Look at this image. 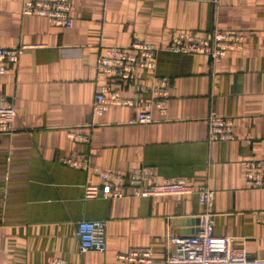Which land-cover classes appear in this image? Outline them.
<instances>
[{
  "label": "crops",
  "instance_id": "1",
  "mask_svg": "<svg viewBox=\"0 0 264 264\" xmlns=\"http://www.w3.org/2000/svg\"><path fill=\"white\" fill-rule=\"evenodd\" d=\"M21 9L22 0H0V47L27 46L0 74V105L17 114L16 130L0 135V264H48L52 256L138 264L117 258L137 247L162 264L169 237L200 229L204 207L196 195L84 197L87 183H104L101 172L126 176L141 166L154 168L155 183L188 179L211 190L214 233L264 260V221L256 219L264 188L246 183L242 164L256 161L264 171V0H71L70 28ZM215 30L243 34V48L217 64L201 54H158L154 76L171 84L166 113L150 108L154 122L129 123L140 106L91 114L98 87L109 81L96 71L105 46L133 39L166 45L178 31ZM150 74L139 70L134 81L112 87L137 99L134 85L153 86ZM211 114L232 118L233 140L209 142ZM71 131L88 140L70 138ZM111 183L130 191L125 181ZM81 220H104V252L79 253Z\"/></svg>",
  "mask_w": 264,
  "mask_h": 264
},
{
  "label": "built area",
  "instance_id": "2",
  "mask_svg": "<svg viewBox=\"0 0 264 264\" xmlns=\"http://www.w3.org/2000/svg\"><path fill=\"white\" fill-rule=\"evenodd\" d=\"M71 0H22L23 15L45 17L55 26L70 28ZM244 46V35L229 31H212L208 35L178 31L173 34L166 45H155L140 39H133L126 46L107 45L99 56L96 71L108 78V82L98 87L91 104L92 115H102L111 106L141 107L134 120L129 123L149 124L154 122L149 111L156 106L162 114L166 113L167 96L171 81L164 77L154 76L157 56L162 52H173L186 55L201 54L209 57L212 64L221 62L228 50H240ZM27 46L0 47V74L4 73V63H17ZM139 70L151 73L153 86L142 83L135 84L137 99L122 96L113 82H131ZM151 93L150 100L141 101V96ZM155 94L158 97H155ZM17 117L11 105H0V135L11 134L16 129L14 122ZM209 142H228L234 139L233 120L231 117L211 114L207 118ZM70 138L88 140L74 132ZM66 163L81 166L83 163L76 158L64 160ZM246 168V183L253 188H264V171L256 161L242 163ZM102 185L91 182L85 185V198H135L196 195L198 202L204 207L201 226L197 234L188 237L175 236L167 240V249L162 264H264V260L251 258L245 249L234 246L231 236H219L214 233L213 192L205 186H194L188 179H166L155 183V171L152 167L141 166L129 170L126 176L101 172ZM113 181H125L130 190L123 192L113 186ZM256 219L264 221V211L256 213ZM104 220H81L76 223L75 235L79 243V253L88 251L104 252L107 247ZM117 258L126 263L151 264L153 252L150 248H132ZM48 264H83L71 263L59 257L48 258Z\"/></svg>",
  "mask_w": 264,
  "mask_h": 264
}]
</instances>
